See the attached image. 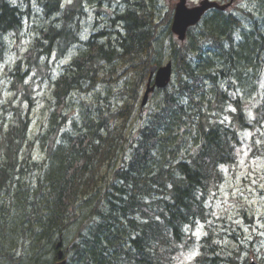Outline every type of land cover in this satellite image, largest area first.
Returning <instances> with one entry per match:
<instances>
[{
  "label": "trees",
  "instance_id": "trees-1",
  "mask_svg": "<svg viewBox=\"0 0 264 264\" xmlns=\"http://www.w3.org/2000/svg\"><path fill=\"white\" fill-rule=\"evenodd\" d=\"M171 19L163 0H0V60L6 38L29 42L6 67L27 110L0 104L11 113L0 116V264H172L203 225L194 264H238L217 243L211 197L236 169L243 130L264 155V0L210 11L184 42ZM164 62L169 85L128 131ZM37 74L48 93L31 133Z\"/></svg>",
  "mask_w": 264,
  "mask_h": 264
},
{
  "label": "rangeland",
  "instance_id": "rangeland-1",
  "mask_svg": "<svg viewBox=\"0 0 264 264\" xmlns=\"http://www.w3.org/2000/svg\"><path fill=\"white\" fill-rule=\"evenodd\" d=\"M64 1L68 2L70 0ZM190 1L191 5L198 2V0ZM22 4H20V6L23 7ZM238 4L242 6L247 5V0H241ZM27 37L28 34L21 36L18 40L6 38L9 42L8 47L3 60H0V104L9 101L12 105L23 107L24 111L27 110V106L25 105L27 103L21 100L20 96L14 97L9 87H7L9 74L8 71H6V67L12 66L19 57H22L29 44ZM69 57L59 62H50L52 69L49 71L52 74H56L61 65L69 62ZM41 79L42 74H37V78L33 83L36 96L34 98L35 106L30 112L31 133L39 131L45 120V115L42 111L45 107L43 97L48 91L47 84ZM152 97L151 95L149 100ZM250 103H254L253 97L250 98ZM148 104L149 101L146 107L152 105ZM138 110L139 108H137L131 120L128 131L132 129V132L136 131ZM1 115L10 118L11 113L2 110L0 105V116ZM9 120L10 119H8V121ZM255 131H257V135L255 136L256 143L264 147V124ZM253 133L254 132L249 130H245L242 133L241 139H243V142L237 149L238 164L236 165L234 174L236 178L247 179L250 184L255 187L254 192L252 193L251 190V196L247 193L243 194L239 200L241 185L235 182H228L223 184L213 196L215 217L218 220L222 219L224 221L223 225L227 226L230 230H234L238 225L241 226L243 237L245 240L247 239L243 241V237L240 236L237 240V244L232 245L235 249V253H237L239 264H242L244 261L246 262L252 254H255L258 259L264 260V155L253 156V147L250 145V138ZM37 151L38 149L35 151V156L37 155ZM249 208L250 212L244 211ZM244 215L246 217H244ZM243 218H245V223ZM225 241L226 238L222 237L221 242L225 243Z\"/></svg>",
  "mask_w": 264,
  "mask_h": 264
},
{
  "label": "water",
  "instance_id": "water-1",
  "mask_svg": "<svg viewBox=\"0 0 264 264\" xmlns=\"http://www.w3.org/2000/svg\"><path fill=\"white\" fill-rule=\"evenodd\" d=\"M235 0H231L230 3L218 7L213 3H209L207 0L201 1L198 6L193 8L186 7V0H178L174 15L173 21L171 24V31L175 35H177L179 40H183L186 28L189 26L195 25L199 19L201 18L202 14L207 11L211 7H217L219 9H224L229 7ZM154 75V85L151 89H148L144 95V101L146 100V96L149 92L153 90L154 87L157 88H164L168 82L170 81L171 77V66L167 64L165 67L159 68L157 71L155 68L150 70V76ZM58 258H61V253H58ZM59 264H64L63 262Z\"/></svg>",
  "mask_w": 264,
  "mask_h": 264
},
{
  "label": "bare ground",
  "instance_id": "bare-ground-1",
  "mask_svg": "<svg viewBox=\"0 0 264 264\" xmlns=\"http://www.w3.org/2000/svg\"><path fill=\"white\" fill-rule=\"evenodd\" d=\"M62 251V250H61ZM59 262H62V261H59Z\"/></svg>",
  "mask_w": 264,
  "mask_h": 264
}]
</instances>
